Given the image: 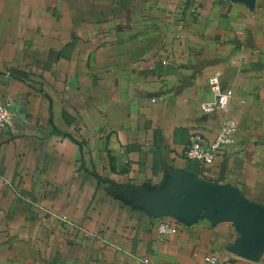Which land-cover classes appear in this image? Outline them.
Here are the masks:
<instances>
[{
  "label": "crops",
  "instance_id": "crops-1",
  "mask_svg": "<svg viewBox=\"0 0 264 264\" xmlns=\"http://www.w3.org/2000/svg\"><path fill=\"white\" fill-rule=\"evenodd\" d=\"M213 74L228 103L208 114ZM0 104V264H264L233 222L159 193L220 185L264 209V0H0ZM225 119L235 142L187 159Z\"/></svg>",
  "mask_w": 264,
  "mask_h": 264
},
{
  "label": "water",
  "instance_id": "water-1",
  "mask_svg": "<svg viewBox=\"0 0 264 264\" xmlns=\"http://www.w3.org/2000/svg\"><path fill=\"white\" fill-rule=\"evenodd\" d=\"M173 191L172 198L178 207L189 211L206 210L214 222L230 221L242 236V245L236 253L249 259H257L264 252V209L242 198L238 192H230L224 186L185 182L172 183L159 193Z\"/></svg>",
  "mask_w": 264,
  "mask_h": 264
},
{
  "label": "built area",
  "instance_id": "built-area-1",
  "mask_svg": "<svg viewBox=\"0 0 264 264\" xmlns=\"http://www.w3.org/2000/svg\"><path fill=\"white\" fill-rule=\"evenodd\" d=\"M207 82L209 89L217 95V99L215 103L203 102L201 106L205 113L211 114L228 103V95L224 92L222 81L218 75H210L207 78ZM14 119V114L8 104H0V128H7L13 125ZM237 130L238 124L235 120L225 119L213 142L205 144L200 136H196L185 150L184 155L189 160L201 163L212 162L222 149L231 146L235 142ZM158 232L160 239H164L165 236L177 234L178 227L172 223L161 221L158 223ZM142 261L146 264H151L150 259L147 257L143 258ZM205 263L221 264L220 256L218 254L207 255Z\"/></svg>",
  "mask_w": 264,
  "mask_h": 264
}]
</instances>
